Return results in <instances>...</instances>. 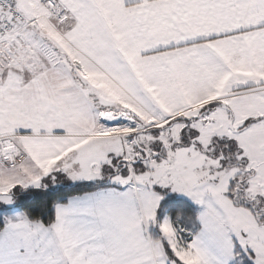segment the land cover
Returning <instances> with one entry per match:
<instances>
[{
	"label": "snow or ice",
	"instance_id": "obj_1",
	"mask_svg": "<svg viewBox=\"0 0 264 264\" xmlns=\"http://www.w3.org/2000/svg\"><path fill=\"white\" fill-rule=\"evenodd\" d=\"M0 264H264V0H0Z\"/></svg>",
	"mask_w": 264,
	"mask_h": 264
}]
</instances>
